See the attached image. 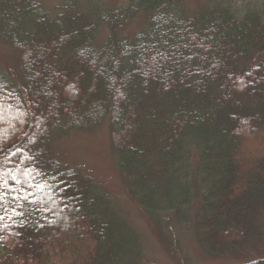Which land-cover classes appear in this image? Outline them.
I'll list each match as a JSON object with an SVG mask.
<instances>
[{
	"label": "trees",
	"instance_id": "1",
	"mask_svg": "<svg viewBox=\"0 0 264 264\" xmlns=\"http://www.w3.org/2000/svg\"><path fill=\"white\" fill-rule=\"evenodd\" d=\"M144 13L146 29L119 35ZM0 38L21 53L18 77L0 70V264H154L116 198L49 151L105 115L126 191L163 241L172 219L210 255L261 236L264 0H63L54 16L0 0Z\"/></svg>",
	"mask_w": 264,
	"mask_h": 264
},
{
	"label": "rangeland",
	"instance_id": "2",
	"mask_svg": "<svg viewBox=\"0 0 264 264\" xmlns=\"http://www.w3.org/2000/svg\"><path fill=\"white\" fill-rule=\"evenodd\" d=\"M39 1L52 16L60 10V5L63 2V0ZM89 1L92 0H80V4L86 7ZM97 1L103 3L106 7L117 8L127 5L130 0ZM211 1L186 0V4L190 10L198 12L205 10L211 4ZM147 18L148 14H140L136 19L122 27L119 35L131 40L136 33L147 28ZM108 34V28L102 26L98 30L96 43L102 44L107 39ZM20 55L21 53L17 48L0 38V70L3 73H11L18 77ZM109 121L110 116L105 115L101 121L88 128L71 129L66 131L65 134L63 132L51 140L49 151L51 155L53 154L59 158L64 165L78 168L86 175L94 178L112 197L116 198L124 216L144 237L150 261H153L154 264H233L264 256V228L258 239L253 238L254 242L251 243L245 242L242 248L238 250V254L230 258L225 254L210 255L206 253L203 247L197 243L195 228L189 221L172 219L170 224L172 234L166 231L163 241L159 235L153 232L144 211L137 206L136 200L130 197L128 191H126L125 175L120 172L116 165ZM255 138L254 144H259L264 140V136ZM173 242H176L179 246L173 247L170 244Z\"/></svg>",
	"mask_w": 264,
	"mask_h": 264
}]
</instances>
